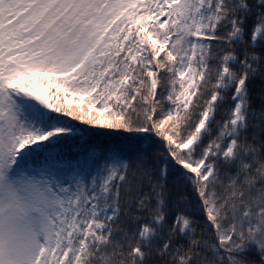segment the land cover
<instances>
[{
  "label": "snow or ice",
  "instance_id": "obj_1",
  "mask_svg": "<svg viewBox=\"0 0 264 264\" xmlns=\"http://www.w3.org/2000/svg\"><path fill=\"white\" fill-rule=\"evenodd\" d=\"M0 264H264V0H0Z\"/></svg>",
  "mask_w": 264,
  "mask_h": 264
}]
</instances>
